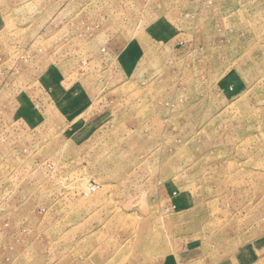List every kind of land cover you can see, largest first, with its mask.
<instances>
[{
	"label": "rangeland",
	"instance_id": "rangeland-1",
	"mask_svg": "<svg viewBox=\"0 0 264 264\" xmlns=\"http://www.w3.org/2000/svg\"><path fill=\"white\" fill-rule=\"evenodd\" d=\"M0 264H264V0H0Z\"/></svg>",
	"mask_w": 264,
	"mask_h": 264
}]
</instances>
